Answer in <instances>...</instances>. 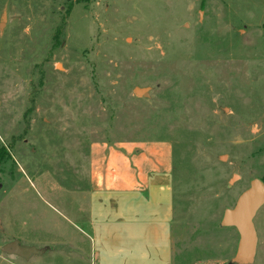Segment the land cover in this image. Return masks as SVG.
Here are the masks:
<instances>
[{
    "label": "rangeland",
    "instance_id": "1",
    "mask_svg": "<svg viewBox=\"0 0 264 264\" xmlns=\"http://www.w3.org/2000/svg\"><path fill=\"white\" fill-rule=\"evenodd\" d=\"M263 23L264 0H0V264H96L31 180L82 190L93 143L158 140L172 264H237L221 220L264 179ZM254 221L264 264V205Z\"/></svg>",
    "mask_w": 264,
    "mask_h": 264
},
{
    "label": "crops",
    "instance_id": "2",
    "mask_svg": "<svg viewBox=\"0 0 264 264\" xmlns=\"http://www.w3.org/2000/svg\"><path fill=\"white\" fill-rule=\"evenodd\" d=\"M168 140L90 147L88 184L32 185L90 242L96 264H172V165Z\"/></svg>",
    "mask_w": 264,
    "mask_h": 264
},
{
    "label": "water",
    "instance_id": "3",
    "mask_svg": "<svg viewBox=\"0 0 264 264\" xmlns=\"http://www.w3.org/2000/svg\"><path fill=\"white\" fill-rule=\"evenodd\" d=\"M7 13L3 15L6 20ZM144 89L135 88V93L142 95ZM264 205V180L254 178L250 186L238 197L232 208H227L221 220L223 226L235 227L239 233V243L234 262L237 264H252L255 261L258 245V233L255 226V217L259 209ZM29 249V248H27ZM22 246L19 241H10L2 246V251L27 256L28 252H21ZM35 252V251H34Z\"/></svg>",
    "mask_w": 264,
    "mask_h": 264
},
{
    "label": "trees",
    "instance_id": "4",
    "mask_svg": "<svg viewBox=\"0 0 264 264\" xmlns=\"http://www.w3.org/2000/svg\"><path fill=\"white\" fill-rule=\"evenodd\" d=\"M263 27H264V23H263ZM2 149H0V157L3 155V150L1 151ZM264 180V179H263Z\"/></svg>",
    "mask_w": 264,
    "mask_h": 264
}]
</instances>
